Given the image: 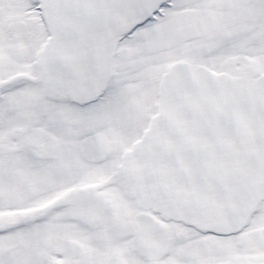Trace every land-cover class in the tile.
Segmentation results:
<instances>
[{
  "label": "snow or ice",
  "instance_id": "6c2138e0",
  "mask_svg": "<svg viewBox=\"0 0 264 264\" xmlns=\"http://www.w3.org/2000/svg\"><path fill=\"white\" fill-rule=\"evenodd\" d=\"M0 264H264V0H0Z\"/></svg>",
  "mask_w": 264,
  "mask_h": 264
}]
</instances>
